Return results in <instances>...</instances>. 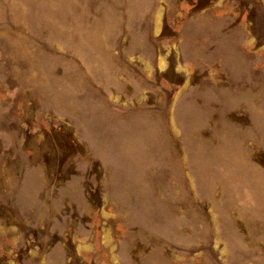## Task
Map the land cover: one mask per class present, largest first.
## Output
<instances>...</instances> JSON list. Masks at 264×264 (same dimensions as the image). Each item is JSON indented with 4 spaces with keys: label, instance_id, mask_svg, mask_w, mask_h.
<instances>
[{
    "label": "rangeland",
    "instance_id": "374dc122",
    "mask_svg": "<svg viewBox=\"0 0 264 264\" xmlns=\"http://www.w3.org/2000/svg\"><path fill=\"white\" fill-rule=\"evenodd\" d=\"M0 264H264V0H0Z\"/></svg>",
    "mask_w": 264,
    "mask_h": 264
}]
</instances>
